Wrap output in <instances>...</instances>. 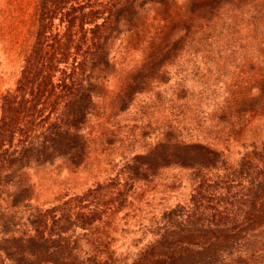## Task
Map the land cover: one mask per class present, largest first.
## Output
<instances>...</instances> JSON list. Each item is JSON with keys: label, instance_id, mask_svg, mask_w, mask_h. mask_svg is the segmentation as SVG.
I'll use <instances>...</instances> for the list:
<instances>
[{"label": "rangeland", "instance_id": "374dc122", "mask_svg": "<svg viewBox=\"0 0 264 264\" xmlns=\"http://www.w3.org/2000/svg\"><path fill=\"white\" fill-rule=\"evenodd\" d=\"M0 264H264V0H0Z\"/></svg>", "mask_w": 264, "mask_h": 264}]
</instances>
